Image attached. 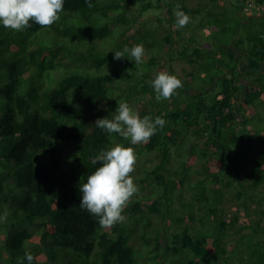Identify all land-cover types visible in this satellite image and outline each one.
<instances>
[{
    "label": "trees",
    "instance_id": "16d2710c",
    "mask_svg": "<svg viewBox=\"0 0 264 264\" xmlns=\"http://www.w3.org/2000/svg\"><path fill=\"white\" fill-rule=\"evenodd\" d=\"M132 1L65 0L60 18L51 26L33 23L19 32L0 27V264H21L25 251L33 255V264H232L234 260L264 264V22L245 37L240 23L233 28L227 18H216L217 28L213 25L208 33L212 43L204 49L194 35L184 41L187 25L177 31L171 24L158 39L156 30L144 26L142 19L156 5L142 3L134 14ZM203 1V6L192 9L185 0H158L157 8L170 21L177 5L188 16L215 17L228 3ZM236 2L242 17L264 18V12L245 13L244 3ZM136 44L145 50L142 63L113 58L115 51ZM166 48L167 72L176 75L177 61L192 70L185 78L178 77L182 87L169 107L158 105L154 114L150 105L157 100L150 81ZM57 72L59 79L54 77ZM198 74L209 78L200 90L194 83ZM136 100L146 103L144 117L166 121L149 142L131 145L95 126L98 118L113 117L118 102L131 105ZM250 119L253 129L237 128ZM185 141L191 148L181 171L164 176L173 149ZM116 144L142 148L159 158L157 166L146 168L142 182L161 194L131 198L123 222L101 227L97 218L80 208L79 185L99 166L91 163L92 158ZM248 159L255 166L245 178L253 179L251 189L262 188L263 199L255 194L245 199L248 188L242 187L236 197L243 200L247 218L236 215L226 221L219 217L224 214L220 211L224 192L236 182L242 184ZM192 170L211 182L200 180L194 200L206 203V216L213 217L215 228L194 232L186 225L181 233L167 230L162 244L160 223L173 221L182 227L185 222L176 216L169 190L173 185L183 189ZM251 213L258 222L251 221ZM152 216L159 223L150 232ZM194 221L195 214L190 213L187 222ZM240 222L237 233L244 234L227 246L224 236ZM139 229L145 250L132 242ZM230 252L232 259L222 257Z\"/></svg>",
    "mask_w": 264,
    "mask_h": 264
},
{
    "label": "clouds",
    "instance_id": "9594fccd",
    "mask_svg": "<svg viewBox=\"0 0 264 264\" xmlns=\"http://www.w3.org/2000/svg\"><path fill=\"white\" fill-rule=\"evenodd\" d=\"M90 3V0H88ZM65 0H0V27L12 31H23L37 24L41 27L51 26L60 18ZM190 21V17L177 5L174 28L179 31ZM144 48L136 44L123 51H115L114 59L123 57L136 64L143 62ZM127 54V56L125 55ZM156 100H167L182 87V81L176 75L165 70H158L150 81ZM166 121L157 116L151 119L141 117L128 102H118L111 119L98 118L95 126L107 134H118L131 145L147 143ZM91 163L99 164L88 175L86 182L79 185L80 208L97 218L101 227L111 226L125 220L124 210L129 200L138 193V185L130 175L134 171L136 154L132 147L122 144L101 150ZM3 217L0 216V219ZM33 255L25 251L21 264H33Z\"/></svg>",
    "mask_w": 264,
    "mask_h": 264
},
{
    "label": "rangeland",
    "instance_id": "374dc122",
    "mask_svg": "<svg viewBox=\"0 0 264 264\" xmlns=\"http://www.w3.org/2000/svg\"><path fill=\"white\" fill-rule=\"evenodd\" d=\"M135 1V3L133 2ZM131 3V7L133 10L134 14H138V12L140 11V6L142 3H146V2H153V4H155L156 6L148 9L144 16L142 17L143 21H144V26L151 27L152 30H156V35L158 37V39H163L165 33V30H169L171 28V24L174 25V21H175V11L176 10H172L173 11V15L171 16V20H167L165 18V16H167L166 12L163 13V11L159 10V8H157V2L158 0H133ZM225 2H228L226 6L223 7H219L218 8V15L215 17H208L205 14L204 15H196V16H189L190 17V21L187 24V28L186 31L183 35L184 41L187 42V40L194 35L197 39V43L204 49H206V45L207 44H211L212 43V38L209 36V29L211 28H217V20L214 21V19L219 18V19H223V18H227L228 21V25L235 28L237 24H241L243 27V36L245 35V37H247L248 35V31H255V29L257 27L260 26V24L262 22H264V18L263 19H253L252 16H246V17H242V15L240 14V5L236 2V0H225ZM205 3V1L203 0H185V5L188 6L189 8H198L200 6H203ZM239 7V8H238ZM224 11V14L226 15H222V12ZM221 13V14H220ZM220 14V15H219ZM225 16V17H224ZM257 17V16H256ZM263 17V16H262ZM159 20H162L161 24ZM242 22V23H241ZM200 24V26H198ZM224 25H226L225 22H223ZM215 27H212V26ZM162 26V27H161ZM161 27V28H160ZM209 33V34H208ZM232 37V36H231ZM209 39V40H208ZM208 42H203V41H207ZM211 42V43H209ZM157 43V40H156ZM206 44V45H205ZM213 49L215 50V52L218 50L217 47H213ZM155 50H157L155 48ZM168 49L166 48L165 50L162 49L161 53L159 54V62L161 63V66L159 67L158 70H165L167 71V63L165 61V59L163 58V54L166 53ZM148 57L153 56L152 53L147 54ZM145 56L144 60L147 61L149 60V58ZM244 60L241 62V66L243 64H245ZM174 71L177 77L180 78H185V76L187 75V73L191 72V67L188 64H184L182 62H175L174 63ZM214 73H216V71L211 72V74H209L210 76L213 75ZM54 77L56 79H59L60 75L59 72L55 73ZM201 78V79H200ZM208 80L209 78L206 77V75H196L195 76V87H197V90H200L202 88L203 85V80ZM171 103V97L167 100H157L155 101V104L150 105L151 108L154 109V114H156L158 112V105L162 106H167V108L169 107V104ZM130 107L134 110L137 111L139 113V115L141 117H144V112H146L148 110V108L146 107V103H143V101H138L136 100L135 102L131 103ZM237 128L238 129H242V128H246V129H253L254 128V124L252 119H250L248 122H244V123H239L237 124ZM186 142V141H185ZM190 148L191 145L189 144V142L187 141L183 146H181L179 149H173V153H172V158H171V164L168 165L167 170L165 172H163V175L168 177L172 176L174 173H179L181 164L183 161L187 160L188 157V151L190 152ZM135 154H136V163H135V167H134V171L130 174L133 178H134V182L138 185L139 191L137 194H135L132 199L135 200H140L142 198H147L150 197L151 195H153V185L149 184L146 185L145 183L142 182V179H144L145 174L147 173L146 168L148 167H155L159 164V158L155 155V154H147L142 148H133ZM139 151H142L141 154L139 153ZM140 154V155H139ZM249 164H247L245 166V170L242 171V177H241V182L242 184H239V182H236L233 185V188H228V190H226L224 192V202L220 205V211H223V213L220 212L219 217L222 216V218H224L226 221H230L234 218V216H238L240 219H246V212L245 210H243V208L241 207V202L243 200H239L236 197V194L239 191H242V187L244 188V186L246 188H248L246 191L248 192L247 196L245 197V199L248 198L249 194H255L256 195V199H263V190L262 188H256V189H251L250 185L253 182V179H246L245 175L246 173L250 172L252 167L255 166L254 162L252 160L248 159ZM263 164L264 161L262 160ZM261 164V165H263ZM194 168H200V165L198 162H196V165ZM180 177L179 175H176V178ZM146 178V177H145ZM201 179L204 178H200L197 175L196 170H192L190 172V177L188 178V180L186 181V183L184 184V188L183 189H179L177 186L173 185L172 188H170L169 193L171 194L173 200H174V206H173V210L175 211V214L177 217H181L182 219L185 220V222L181 223L182 227H179L178 224H176L175 222L171 221L169 222V224H159V228L162 229L161 231V238H160V242L162 244L165 243V235L164 232L168 230L169 234L176 232V233H181L182 229L185 228L186 225L191 226L192 230L195 232L196 230H201V229H214L215 228V221L213 219V217H207L206 216V211H207V205L206 203L200 202V201H196L194 200V196L198 194L199 190L197 189L196 185L200 182ZM204 183L206 184H211L210 181H207L206 179H204ZM153 192V193H152ZM161 192V190H160ZM159 191H157L156 195L161 194ZM258 205V203L256 204ZM252 210L255 209V204L252 205ZM190 213H194L195 214V221L192 223L187 222L188 216ZM251 221L252 222H258V218L255 214L251 213ZM201 219H203L201 221ZM151 223L152 226L148 227V231L152 232L154 229L157 228V224L159 223V218L157 216H152L151 218ZM204 221V223H203ZM139 227H143V223L140 224ZM238 227H241V222L235 225V229H230L227 234L224 236V241L225 244L227 246H231L232 244H234V241H236L238 239L239 236H241L244 233L238 234L237 229ZM245 233L248 232V230L244 231ZM261 239V237H257L256 241ZM144 238H142V230L139 229L136 230L133 235H132V242L141 250H145V243H144ZM151 244H154V241L151 240ZM225 245V246H226ZM228 249V248H227ZM227 256L231 257L232 259V254L230 252V254L228 253V255H222V257H225V259L227 258ZM221 262L223 263V259H221ZM224 264V263H223ZM226 264V263H225ZM232 264H239V262L237 260L232 261Z\"/></svg>",
    "mask_w": 264,
    "mask_h": 264
},
{
    "label": "built area",
    "instance_id": "2783aa9c",
    "mask_svg": "<svg viewBox=\"0 0 264 264\" xmlns=\"http://www.w3.org/2000/svg\"><path fill=\"white\" fill-rule=\"evenodd\" d=\"M244 3V12L245 13H262L264 12V4L257 5L256 0H241Z\"/></svg>",
    "mask_w": 264,
    "mask_h": 264
}]
</instances>
